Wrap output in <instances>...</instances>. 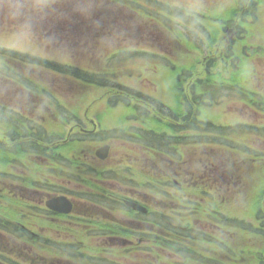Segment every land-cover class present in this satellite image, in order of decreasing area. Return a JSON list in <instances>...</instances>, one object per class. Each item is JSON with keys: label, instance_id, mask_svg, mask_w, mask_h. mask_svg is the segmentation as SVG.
I'll use <instances>...</instances> for the list:
<instances>
[{"label": "rangeland", "instance_id": "374dc122", "mask_svg": "<svg viewBox=\"0 0 264 264\" xmlns=\"http://www.w3.org/2000/svg\"><path fill=\"white\" fill-rule=\"evenodd\" d=\"M240 2L105 0L102 28L94 31L84 23L75 24L62 30L61 44L42 45L37 40L32 45L23 38L19 47H10L0 36V49L23 56L29 64L24 68L25 64L0 55V71L5 72L0 74V223L8 224L11 219L10 205L23 204L22 197L9 193L8 174L15 163L28 167L25 174L31 173V186L59 171L61 191L76 205L72 217L65 216L59 220L63 223L54 225L43 214L36 217L34 213L32 228L44 231L48 241L33 244V264H42V260L46 264H264V0L246 2L254 17L245 21L240 13L234 16ZM190 4L199 5L200 11L190 9ZM231 19L236 24L234 33H226V28L232 29ZM239 28L240 49L244 50V44L251 57L216 62L209 70L203 67L200 76L201 60L214 48L223 53L219 39L226 36L233 41ZM213 39L217 44L211 48ZM30 58L72 66L87 76L94 74L103 85L97 79L93 84L56 79ZM171 63L177 70L197 72V76L190 75L201 82L195 83L200 98L194 108L192 101H183ZM246 63L252 69L247 79ZM7 77L1 88V79ZM60 82L64 84L58 85ZM117 85L159 99L168 107L155 111L144 107L143 111L140 106L147 105L131 100ZM39 86L49 94L31 91ZM121 99L130 100L131 105L119 102ZM149 103L159 106L151 99ZM185 103L194 114L189 119L184 114L188 110ZM28 113L35 114L38 123L48 120L47 138L33 124L37 136H44L43 143H30L29 137L35 135L22 125ZM173 126L187 127L189 133L177 134ZM148 130L156 131V143L168 141L166 147L157 153L147 150L141 134ZM97 136L100 141L95 140ZM25 139L32 145L23 143ZM11 143L20 145V152L11 155ZM106 144L112 149L101 161L95 152ZM37 156L48 162H34ZM227 172L231 176H225ZM174 178L202 186L206 180L212 181L209 200L217 212L206 216L200 208L190 210L204 204L197 190L192 196L168 201L165 192L172 188ZM50 182L47 191L53 188ZM122 198L145 205L150 214L128 213L119 201ZM30 199V204L42 210L49 200L44 201L39 193ZM173 215L178 223L191 224L192 244L159 240L154 245L135 246L130 243L139 235L128 238L127 243L108 238V227L119 221H124L128 233L152 228L165 237L167 221ZM215 253L220 254L219 260L211 259Z\"/></svg>", "mask_w": 264, "mask_h": 264}, {"label": "flooded vegetation", "instance_id": "af4514ba", "mask_svg": "<svg viewBox=\"0 0 264 264\" xmlns=\"http://www.w3.org/2000/svg\"><path fill=\"white\" fill-rule=\"evenodd\" d=\"M203 64L205 63L202 62V65ZM185 112H189V110H186ZM34 117H35V114L33 113L26 114L24 118L25 120L22 122V125L23 127L26 128V130L32 132L33 135H35V136H30L29 141L30 143L37 145V142L39 144L40 142L43 143L44 141V136H41V137L37 136L38 135L37 126L39 125L41 127L40 129H42L43 135H45L46 138L48 137L50 126L47 123L48 122L47 119L46 120L44 119V122H42V119H40L41 121L40 123H38L39 119L34 118ZM33 124H37V126L34 127ZM175 127L176 126H173V128ZM177 127L178 128L182 127L184 130L187 131V127H183V126H177ZM32 137H34L38 141H32L31 140ZM12 138L13 137H11L10 139ZM23 141H24L23 143H28L27 145H32L29 142H27L28 140L26 139ZM8 147H12L10 152H13V153H10V154L13 155L17 152H20L18 149L21 146L11 143ZM13 159L15 160V158ZM32 160L34 162L41 161L43 165L48 162V158L42 157V156L41 157L37 156L33 158ZM26 168L28 167H21L18 165V163H15L13 168L9 170V174L6 173L9 176V180L11 184V189H9L10 195L11 196L13 195L15 197L18 195L22 197L23 204L10 205L9 207H10V211L12 214L11 219L8 220V224L0 223V227H1L0 229V264H33V258H32V253H31V250L33 249V244L38 243L40 241L41 242L43 241L44 243H45V240L48 241V239H45L43 235L44 231L41 230L40 232H37V231H34V229L32 228L33 223L31 220L34 218V213L36 217H40L43 214L45 219L52 221V222H49V224L51 225L64 222V221H59V220L63 219L65 215L52 212L48 210L45 205L42 210L41 206L39 207L38 205L36 206L35 204H30L29 202V200H31L30 197L38 193H39V196L44 197V201L52 197L65 195V193L61 191L63 189V186L60 185V178L58 176L59 171L56 174H51V177L49 175H45L44 180H42L40 183H37L36 181L37 184L34 186H31L29 183L34 182V180L32 178L31 173H28L27 175L25 174ZM58 168L63 169V166L59 165ZM225 176H231V174L227 172ZM49 181H51L50 186L53 187L50 189L51 191H47L46 189L49 186ZM217 181L220 183L219 179ZM170 182H172L170 184V187L172 188L170 190H167V192L165 193L168 195L167 200L170 201L171 203H173L174 199L178 197H183L185 194H189L190 196H192L193 190H197L202 193V201L204 204L196 205L195 207H193V209L191 207L190 210L194 211V210H199L198 208H200L201 210V211L199 210L200 213L205 212L207 213L206 216H210V213L217 212L214 210L213 206H211V201L209 200L210 191H212V189L209 187V183L213 184L212 181L209 182L208 180H206L203 186L195 184L193 182H188L187 184V182H181L176 178H174ZM219 186L222 187L223 189L224 178H223V184L220 183ZM122 199L119 200L121 201L120 202L121 204H123ZM205 199H208V200H205ZM180 201L184 203V198H181ZM176 207H181V204ZM75 208H76V205L74 206L73 213L67 217H72L74 212H76ZM127 212L131 214L134 213L135 215H140L132 210H127ZM148 214L150 213L148 212ZM174 215H173V218H171V220L167 221L168 224H166L167 225L165 229L166 232H164V234L166 235L165 237L160 236L161 235L160 232H158L157 234V232L152 228L147 229V231H141V232L138 230L134 232L131 229L129 231V233L131 234H129L128 228H125L123 226L124 221H119V223L118 224L116 223V225L112 224L114 225V227H110V226L108 227V230H107L108 238L116 239L118 240V242H121V243L122 242L127 243L128 238L139 235L135 237L137 244L136 242L135 243L129 242L130 244H134L135 246H138L139 244H143V243H148V244L150 243L149 245H154L158 243L159 240H163L165 242H169L173 244H177V243L192 244L195 238L193 236V232H192L193 229L191 228V224L190 223H185V224L178 223ZM41 229H46V228L42 227ZM8 231L10 233H6ZM4 234L8 235V237H5ZM34 240L35 242H33ZM148 251L154 253L153 249H149ZM153 253H149V254H153ZM219 258H220L219 253H215L211 257V259H214V260H219ZM46 261L47 260H42V264H46Z\"/></svg>", "mask_w": 264, "mask_h": 264}, {"label": "clouds", "instance_id": "9594fccd", "mask_svg": "<svg viewBox=\"0 0 264 264\" xmlns=\"http://www.w3.org/2000/svg\"><path fill=\"white\" fill-rule=\"evenodd\" d=\"M200 11L199 5L188 6ZM105 0H0V36L10 47H19L23 38L32 45L62 43L64 31L84 23L98 31L102 28ZM215 15V13H212ZM245 79L251 66L245 64Z\"/></svg>", "mask_w": 264, "mask_h": 264}, {"label": "trees", "instance_id": "16d2710c", "mask_svg": "<svg viewBox=\"0 0 264 264\" xmlns=\"http://www.w3.org/2000/svg\"><path fill=\"white\" fill-rule=\"evenodd\" d=\"M249 1V0H241L240 2V7L239 9L234 13V16L237 15L238 13H240L239 15L243 17L242 20H246L248 17H254V14L251 13L250 9L247 7L246 5V2ZM231 22V25L233 27H235V21H233V19L230 20ZM240 36V28L237 32V35H236V38L229 44V46H225V42H223V50L224 52L223 53H219L215 48L214 50H211V52L208 53V56L207 58H204L205 61H207L209 63L208 65V69L209 70L213 63L217 62V61H222V62H226V61H233V60H236V59H241V56L242 55H246L248 58L251 57L248 52H246L245 50V45L243 44L242 47L244 50H241L240 49V45L241 43L238 42L239 41V37ZM216 39V38H215ZM213 39L210 43V47H214L216 46L217 42L216 40ZM220 42V45L218 46L219 48H222V41L219 40ZM238 42V43H237ZM247 45V44H246ZM0 55L2 58H7L9 60H15L16 58H19V56H17L16 54H12V52L8 53L6 52L5 50H0ZM41 65H43L44 67H46L47 69L51 70V71H54V72H57L61 75H64V76H68V77H73L75 79H82L84 81H86L88 79L89 82H91L92 84L95 82L94 80L97 79L98 81V84H99V81H102V80H98V78L96 77H91V76H87L85 74L82 73V71L78 70V69H75V68H71V67H67V66H60V65H57L55 63H49V62H40ZM191 75V77H194V76H197L195 75V73H189V76ZM199 75L201 76L202 75V68L200 69L199 71ZM199 77V76H198ZM195 83L197 84H201L200 80L199 81H194L192 83V108H194V104L196 103V100L198 98H200L198 96V93H196V85ZM100 86L103 85V84H99ZM107 86H108V83H107ZM117 88H121L130 98L131 100L134 99V100H137L138 102L140 103H143L145 105H147V101H149L151 98H149L148 96H142V94H139L138 92L134 91V90H131L129 88H123L122 86H119L117 85L116 86ZM106 92H108V89H106ZM202 95V94H201ZM185 98V97H184ZM186 99V98H185ZM153 100V99H151ZM127 101V102H126ZM130 100H126V99H121L119 102H123V103H126V106H130L131 104L129 103ZM154 101V100H153ZM157 101H155V104H159V103H156ZM194 102V103H193ZM187 107H188V110L191 109L190 105H188V103H186ZM160 106V107H159ZM156 105L157 107V110H161L163 105L162 104H159ZM152 107V106H151ZM139 109V108H137ZM140 109H142L143 111L145 110L144 107H140ZM154 109V108H153ZM161 113V112H160ZM185 114L187 115L186 119H189L193 114V112L189 111V112H185ZM200 125L202 124L199 123ZM149 131V130H148ZM145 131V135L144 134H141V136L143 137L142 138V141H143V144L148 147L150 150H153L154 153H156L155 151H158L160 148L162 147H166V143L168 144V141H165L164 139H161V141L159 143H156V131ZM177 132V131H175ZM146 133H150L153 137H150V135L146 134ZM150 137V138H149ZM162 137V134L161 136ZM154 138V139H153ZM96 141H100V138L99 136H97L95 138ZM162 142V143H161ZM170 144V143H169ZM169 148V146H167ZM161 153V152H160Z\"/></svg>", "mask_w": 264, "mask_h": 264}, {"label": "water", "instance_id": "95a60500", "mask_svg": "<svg viewBox=\"0 0 264 264\" xmlns=\"http://www.w3.org/2000/svg\"><path fill=\"white\" fill-rule=\"evenodd\" d=\"M109 150V146H104L96 151V156L101 160H105L108 157ZM125 203L128 207L136 211L143 213L147 212V209L138 203L132 201H126ZM46 205L50 210L63 214H70L73 209V204L66 197H58L55 199H51L46 203Z\"/></svg>", "mask_w": 264, "mask_h": 264}]
</instances>
